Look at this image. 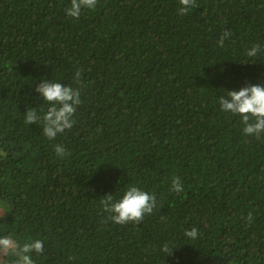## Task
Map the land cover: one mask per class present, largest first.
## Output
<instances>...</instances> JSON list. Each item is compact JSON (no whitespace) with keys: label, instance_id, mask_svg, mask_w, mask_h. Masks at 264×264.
<instances>
[{"label":"trees","instance_id":"trees-1","mask_svg":"<svg viewBox=\"0 0 264 264\" xmlns=\"http://www.w3.org/2000/svg\"><path fill=\"white\" fill-rule=\"evenodd\" d=\"M196 5L98 0L75 19L70 0H0V237L42 240L34 264H264V133L245 135L218 104L264 85V0ZM45 79L81 91L75 124L52 140L25 123L50 107L35 91ZM129 186L157 205L118 225L101 200Z\"/></svg>","mask_w":264,"mask_h":264},{"label":"clouds","instance_id":"clouds-1","mask_svg":"<svg viewBox=\"0 0 264 264\" xmlns=\"http://www.w3.org/2000/svg\"><path fill=\"white\" fill-rule=\"evenodd\" d=\"M98 0H70V6L65 9L68 16L79 19L82 9H95ZM181 7L178 9L180 15H185L189 9L196 7V0H179ZM231 35L230 31L224 30L218 40V46H223L224 41ZM261 52V45L254 44L247 51L248 57H255ZM74 82L81 83V71L75 72ZM35 91L47 102L50 107L41 116L35 108H28L25 112L26 124L42 125L43 135L48 139H55L60 133L71 129L75 124L74 115L76 108L81 103V91L79 87L64 85L52 80H43L36 86ZM218 104L222 112L239 115L242 118L243 133L248 136L260 138L264 133V85L249 84L239 90H228L225 95L218 98ZM54 150L57 156L63 158L70 155L63 145H55ZM171 190L180 193L183 191V183L179 177H174L171 183ZM103 211L108 214L107 219L118 225L135 223L140 224L146 214H151L157 205L155 194H150L136 186H129L122 197L114 200L111 194L101 200ZM249 223L252 222V213L246 217ZM185 236L196 239L199 235L196 228L185 229ZM0 251L11 252L16 260L14 264H34L30 253L41 254L44 251L42 240H32L22 246L15 243L8 237H0ZM161 251L167 255L172 254L167 244H164Z\"/></svg>","mask_w":264,"mask_h":264}]
</instances>
